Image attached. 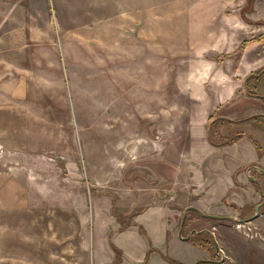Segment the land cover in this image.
Listing matches in <instances>:
<instances>
[{"label":"rangeland","instance_id":"1","mask_svg":"<svg viewBox=\"0 0 264 264\" xmlns=\"http://www.w3.org/2000/svg\"><path fill=\"white\" fill-rule=\"evenodd\" d=\"M11 1L0 0V264H106L110 252L117 264L113 236L175 202L188 130L207 114L195 98L264 32L258 0H32L33 16ZM246 77L239 92L252 96ZM235 221L264 241L252 219Z\"/></svg>","mask_w":264,"mask_h":264},{"label":"crops","instance_id":"2","mask_svg":"<svg viewBox=\"0 0 264 264\" xmlns=\"http://www.w3.org/2000/svg\"><path fill=\"white\" fill-rule=\"evenodd\" d=\"M17 2L16 6L21 5L27 14L34 15L32 0ZM16 6L12 0L11 8ZM254 14L253 20L260 22L263 29L264 0L256 2ZM28 28L24 37H32ZM255 37L259 40L250 43L240 55L238 68L234 69L237 72L226 74L219 88L206 85L205 97L195 98L198 103H208V108L207 114L202 116L205 122L200 126L192 124L188 130L190 144L185 157L192 166L181 167L180 172L184 174L179 181L181 186H171L173 205L157 203L144 207L133 225L122 228L113 236V246L121 251L119 264H171V261L197 264L217 260L215 255L219 246L229 256L227 264H264V241L248 240L233 223L236 219H252L264 230V152L259 151L248 137L219 146L208 140L211 117L238 120L259 115L245 122L222 125L219 131L223 137L239 132L253 133L264 148V134L251 130V125H260L259 120L264 119V100L239 92L247 73L264 67V32L252 38ZM179 198L183 203L178 202ZM187 212L199 217L187 220ZM214 225L219 240L214 241L217 244H213L212 250L200 243L202 237L197 234L210 232L212 239L217 237L211 233ZM112 253L106 264H113L115 255Z\"/></svg>","mask_w":264,"mask_h":264},{"label":"trees","instance_id":"3","mask_svg":"<svg viewBox=\"0 0 264 264\" xmlns=\"http://www.w3.org/2000/svg\"><path fill=\"white\" fill-rule=\"evenodd\" d=\"M258 40H259V38H253V39H251L249 41H246L239 48V50L242 51L244 49V47H246L247 44H249L251 42H256ZM263 78H264V67L251 72L246 77L245 83L249 87L248 93L250 95L255 96V97H260V98H262L264 100V95H258L251 87L252 86L251 80H255L256 81L255 83H257V82L262 81ZM250 84H251V86H250ZM258 117H260V116L259 115H256V116L254 115L252 117L238 119V120H231V119L224 118V117H221V116L211 117L209 119V126H208V140L212 144L219 146V145H223V144H231V143L236 142L237 140L247 136L252 141V143L257 147V149L259 151L264 152V148L262 147V145L260 144L258 139L256 137H254L253 135H251L250 133L239 132V133L233 134V135H231L229 137H223L221 135L220 131H219L220 127L222 125H230V124H233V123L245 122V121L251 120L252 118H258ZM235 222L236 221H234L233 223H235ZM197 235H200L202 237L200 243H202L203 245L209 247L210 249L211 248L214 249L213 244L215 245V243H214V241H213V239L211 237L210 232H201L200 234H197ZM193 241L198 242L196 240V238H193ZM150 252H148V254L146 256V259L148 258ZM119 258L120 257H117V260ZM117 264H119V263H117ZM171 264H178V263H174V261H171ZM197 264H219V260L215 259L213 261H199V262H197Z\"/></svg>","mask_w":264,"mask_h":264},{"label":"built area","instance_id":"4","mask_svg":"<svg viewBox=\"0 0 264 264\" xmlns=\"http://www.w3.org/2000/svg\"><path fill=\"white\" fill-rule=\"evenodd\" d=\"M248 223H250L249 222V220H244V221H238V224L236 225V227L237 228H240V227H242L244 224H247V225H250V224H248ZM224 257H225V255H224V249L223 248H220V259L222 260H224ZM225 261V260H224ZM222 264H224V262H222Z\"/></svg>","mask_w":264,"mask_h":264},{"label":"water","instance_id":"5","mask_svg":"<svg viewBox=\"0 0 264 264\" xmlns=\"http://www.w3.org/2000/svg\"><path fill=\"white\" fill-rule=\"evenodd\" d=\"M217 250H218V248H217Z\"/></svg>","mask_w":264,"mask_h":264}]
</instances>
